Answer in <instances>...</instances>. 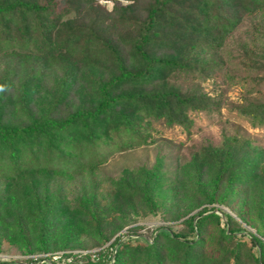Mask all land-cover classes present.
<instances>
[{
	"label": "trees",
	"instance_id": "1",
	"mask_svg": "<svg viewBox=\"0 0 264 264\" xmlns=\"http://www.w3.org/2000/svg\"><path fill=\"white\" fill-rule=\"evenodd\" d=\"M242 22L239 44L259 39L261 53L225 105L264 126V0H0V241L14 253L98 248L66 264H264V158L248 138L192 152L178 191L161 185L159 157L97 170L106 147L145 142L151 119L188 128L190 112L221 107L179 83L209 76ZM158 209L156 220L183 218L135 223Z\"/></svg>",
	"mask_w": 264,
	"mask_h": 264
},
{
	"label": "rangeland",
	"instance_id": "2",
	"mask_svg": "<svg viewBox=\"0 0 264 264\" xmlns=\"http://www.w3.org/2000/svg\"><path fill=\"white\" fill-rule=\"evenodd\" d=\"M98 2L110 8L113 0H98ZM119 2L125 3L127 0H119ZM246 26L247 24L242 22L231 36L225 37L212 52V58L214 62H217V66L215 69L213 68L209 76H195L179 83L182 88H187L193 82H198L202 90L222 101L221 107L212 111L194 110L190 112L189 115L192 118V122L188 128L176 124L165 125L161 119H151L147 130L149 135L145 137V142L126 148L117 147L118 145L115 146V144L106 147L102 150L103 156L100 158L97 170L104 175L116 177L124 168L129 169L139 165L150 168L155 159L159 157L161 169L165 175L163 180H166L161 185L163 188L178 191L176 189L177 177L173 178L175 175L181 176L179 172L176 174V171L180 169L182 163L186 159L189 160L193 154H196L207 145L209 147L222 146L223 140L232 135H237L239 138H248L249 146L257 150L264 158V126L252 125L249 118L238 114L232 108H228L227 104L225 105L226 102L236 103L241 101V76H244L249 64L256 59V54L261 53L257 48L259 39H246L239 44V40L242 39L240 35ZM261 58L263 59L262 55L258 59ZM176 84L178 85V83ZM192 152L194 153L191 154ZM197 161H201V159H196L194 162ZM202 163L203 168L206 170L208 164ZM236 184L239 186V190H241V187L244 189L247 186L245 182L237 181ZM100 190V193L103 192V184ZM234 199L236 200L237 198L235 197ZM201 206L194 207L184 214L183 217L193 213ZM215 206L218 207L222 220L225 221L221 210L224 206L218 203H215ZM225 209V211H229L227 208ZM162 213L164 214L163 216H167L163 209H158L156 214H147L144 217L148 218L147 220L142 221L143 218H141V221L135 223L172 224L179 222L183 218L156 220L158 218L156 216H161ZM234 217L239 220L237 216ZM242 225L244 224L242 223ZM246 228L249 231H254L249 226H246ZM202 236L204 240L201 248L203 251L209 252L210 246H212L211 241L213 240L207 226L202 231ZM81 241L85 246H90L91 244V239L87 237H82ZM0 247L8 249L7 253L9 254H13L18 249L15 244H11L4 238H1Z\"/></svg>",
	"mask_w": 264,
	"mask_h": 264
},
{
	"label": "built area",
	"instance_id": "3",
	"mask_svg": "<svg viewBox=\"0 0 264 264\" xmlns=\"http://www.w3.org/2000/svg\"><path fill=\"white\" fill-rule=\"evenodd\" d=\"M98 248L89 249H58L53 251H42L32 253L0 252V264H66L74 253H85Z\"/></svg>",
	"mask_w": 264,
	"mask_h": 264
},
{
	"label": "water",
	"instance_id": "4",
	"mask_svg": "<svg viewBox=\"0 0 264 264\" xmlns=\"http://www.w3.org/2000/svg\"><path fill=\"white\" fill-rule=\"evenodd\" d=\"M126 227H127V226H124L122 229L119 230V232L122 231V230H124ZM117 233H118V232H117Z\"/></svg>",
	"mask_w": 264,
	"mask_h": 264
}]
</instances>
